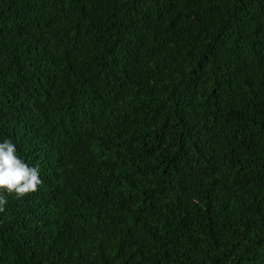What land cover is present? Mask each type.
Here are the masks:
<instances>
[{
  "label": "trees",
  "instance_id": "1",
  "mask_svg": "<svg viewBox=\"0 0 264 264\" xmlns=\"http://www.w3.org/2000/svg\"><path fill=\"white\" fill-rule=\"evenodd\" d=\"M0 264H264V0H0Z\"/></svg>",
  "mask_w": 264,
  "mask_h": 264
},
{
  "label": "clouds",
  "instance_id": "2",
  "mask_svg": "<svg viewBox=\"0 0 264 264\" xmlns=\"http://www.w3.org/2000/svg\"><path fill=\"white\" fill-rule=\"evenodd\" d=\"M42 184L39 167L29 166L10 139L0 142V213L7 203L4 193L21 199L39 192Z\"/></svg>",
  "mask_w": 264,
  "mask_h": 264
}]
</instances>
